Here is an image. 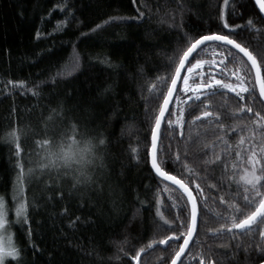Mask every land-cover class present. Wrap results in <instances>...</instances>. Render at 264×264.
Masks as SVG:
<instances>
[{"label": "trees", "instance_id": "trees-1", "mask_svg": "<svg viewBox=\"0 0 264 264\" xmlns=\"http://www.w3.org/2000/svg\"><path fill=\"white\" fill-rule=\"evenodd\" d=\"M180 4L186 6L184 31L192 37L210 32L228 34L229 30L223 28L220 19L223 9L229 24L239 26L234 30L239 34L235 37L238 42H243L254 53L264 55L261 52L264 19L253 0H229L227 4L225 0H136L135 4L132 0H0V196H6L7 208L14 206L15 161L22 159L25 168L39 162L35 141L44 138L42 120L48 115L46 106L55 107L58 97L69 91L74 99L96 97L94 126L97 131L114 134L113 139L120 137L119 144L107 150L106 166L102 172H97L98 182L91 192L83 187L73 191L70 179L63 185L64 199H49L52 194L43 190L47 177L43 181L37 177L30 186H25L24 195L27 201L33 202L27 214L29 224L20 220L12 226L13 242L26 249L21 264L170 263L178 244L147 247L150 240L168 235L164 229L157 228L163 223L156 214L157 197L164 216L174 219L178 210L171 207L174 200L170 196L180 195V191L174 194L165 191V184L170 189L176 187L162 181L150 167L146 146L150 143L155 111L163 97L161 94L155 98L147 86L157 75H166L170 83L175 64L166 69L168 57L173 54V49L187 46L188 41L181 31L171 27L173 17L179 22L177 10ZM67 7L72 8L74 16L70 23L57 27L68 16ZM138 8L145 12L139 21L135 19ZM109 17L113 19L109 20ZM249 19L252 24L248 23ZM96 25L101 27L96 29ZM213 47L194 57L193 62L204 59L220 64L222 57L219 50L213 54ZM76 57H79V68L70 76L56 77L57 71L70 67ZM225 63L230 69L233 67L232 61ZM141 66L143 74H138ZM193 79L200 82L199 76ZM227 79L235 83V77L228 76ZM182 80L183 77L179 85L183 84ZM32 90L40 95H34ZM213 91L216 94L209 95L210 102L205 105L204 97L199 102L187 103L184 96H189L191 91L177 90L175 96L179 95L180 100L174 97L171 107L185 106L186 123L170 127L165 119L160 133L159 162L167 171L189 182L198 197V209H202L195 236L183 255L184 264H193V261L200 264L201 255L206 264L209 258L213 264H259L256 244L261 241L256 224L251 226L252 232L219 229L220 224L231 223L230 217L225 215L230 210L226 204H221L220 196L231 200L233 195L230 193H237V181L247 159L246 153L238 159L235 152L239 137L247 133L236 129L227 132L232 147L226 173L224 163L206 166L204 161L211 160L214 153L224 151V144L217 140L221 135L217 131L219 124L226 128L243 127L241 121L249 123L254 112L237 113L235 109L241 103H248L255 111L260 102L255 97L249 100L247 93L241 101L227 89ZM105 111L108 116L103 114ZM201 111L219 113V117L210 115L193 122L192 117L199 116ZM166 117L173 118L169 113ZM12 127L22 129L18 141L22 157L15 155L13 143L5 139ZM260 142L256 141L257 144ZM133 147L138 149L135 154L131 152ZM176 154L180 155L179 161ZM132 155H138L139 159H131ZM189 176L201 185L203 192L195 189ZM228 176L235 177L230 188ZM221 182L222 186L212 187ZM101 187L102 192L99 191ZM237 202L242 203L239 199ZM62 208L67 211L61 213ZM101 211L103 215H100ZM89 215L94 219L100 217L96 225L84 227L77 222L73 229L69 223L77 216L85 218ZM235 215L242 218L240 213ZM260 226L264 227V224ZM29 227L31 236L28 235ZM209 229L218 231L210 232ZM174 230L179 231L178 228ZM68 241L72 247H66ZM32 243L39 249L35 254ZM237 245H240L239 250ZM141 247L145 251L133 261L131 257ZM121 248L123 252H120ZM117 255L119 260L115 258Z\"/></svg>", "mask_w": 264, "mask_h": 264}, {"label": "snow or ice", "instance_id": "snow-or-ice-1", "mask_svg": "<svg viewBox=\"0 0 264 264\" xmlns=\"http://www.w3.org/2000/svg\"><path fill=\"white\" fill-rule=\"evenodd\" d=\"M132 2L135 4L136 0H132ZM228 2L229 0H225V4ZM254 6L258 7L259 13H264V0H254ZM61 7L64 8V5H61ZM241 7L243 6L241 5ZM185 8L186 6L184 4H180L178 7L177 14L180 17L179 22L176 21L175 17L171 20V27L181 31L183 38L188 41L186 47L173 49V54L168 57V64L165 65V68H170L173 63L175 64V71L171 75V81L168 83L166 75H157L152 83L147 86L149 93H154L155 98L158 99L161 94L163 97L159 103L158 111H155L153 117L154 122L150 128V143L146 146V153L150 161L151 169L155 171L162 181H170L173 185L178 186L177 188L170 189L165 184V191H169L171 194L180 191V195L170 196L174 200L171 207L178 210L174 219H167L164 216L163 212H161V201L157 197L156 214L163 221L162 224L157 225V228L164 229L168 232V235L158 240H150L147 247L152 248L156 244L166 246L174 243L178 244V249L171 257V264H184L182 253H185V249L189 247V242L193 239V233L196 231L198 225V211H202V209H198V197L194 195L193 189L189 186V182L167 171L166 166L159 162L158 153L160 150L158 148V141L161 138L160 129L162 120L167 119L170 127L172 125L182 126L186 123L184 120L185 106L177 105L176 107H170V101L174 98V92L177 90L183 93L191 91L192 96H184V100L187 103L199 102L200 98L204 97V104L207 105L210 102L208 96L216 94L213 89H227L229 92L235 93L241 101L245 100V93L248 94L249 100L255 97L260 102V107L254 111V108L248 103H241L235 109L237 113H243L245 111L247 113L254 112V116L250 118L249 123L241 121L244 124L243 127L237 128L236 125H233L226 128L224 124H219L217 131L221 135L217 140L224 144V151L214 153L213 158L211 160L206 159L204 163L206 166L215 165L218 162L224 163L226 173L228 168L227 160L231 158L230 149L232 147L228 142L227 132L236 129L242 133H247V135H241L239 137L235 152L238 159L242 158L246 153L247 159V164L243 166V172L239 177V181H237V193H230V195H233L231 200H227L224 195L220 196L221 204H226L230 210L225 215L230 217L231 223L220 224L219 229L223 230L227 228L229 232L233 229L252 232L251 226L256 224L259 240L261 241L256 244V250L260 253L257 259H259L260 264H264V227L260 226L264 224V55L254 53L243 42H238V39L235 37L239 34L234 30L239 28V26L229 24L228 20L225 19L223 9L220 12V19L223 23V28L229 30L228 34L210 32L199 35L198 37H192L184 31L183 13ZM65 11H67L68 16L65 18V21H60L57 27H60L65 22L70 23L71 18L74 16L71 7L65 8ZM137 11L138 15L135 19L139 21L145 16V12L140 11L139 8ZM112 19V17H109V20ZM261 19H264V17H261ZM248 23L252 24L253 21L249 19ZM100 27L101 25L95 26L96 29ZM39 35L38 32L37 36ZM177 43L179 44V41ZM212 45H214L212 48L213 54L215 55L216 51L219 50V55L222 57L220 64H216L215 60L205 61L204 59H195L193 62L194 57L201 55ZM233 49L238 51L234 52ZM261 52H264V48L261 49ZM240 53H243V56L247 59L244 60L240 56ZM229 60L233 62L231 69L225 63V61ZM205 65H207V72H205ZM79 66V57H76L70 67L59 69L56 77L70 76ZM185 68L187 71L182 72V69ZM138 74H143V66H141ZM218 75L224 78H217ZM181 76L183 77V84L178 86L177 81ZM194 76H199L200 82H195L193 79ZM228 76L235 77V83L229 81L227 79ZM190 80L193 81L191 85L189 84ZM16 83L23 82L17 81ZM165 85L167 86L166 91H164ZM257 90L259 93L258 97L256 96ZM32 91L34 95H40L35 90ZM175 99L179 101L180 96L176 95ZM69 101H72V103H69ZM96 105V97L74 99L69 91L57 98L55 107L52 105L46 106L48 115L43 117L42 120L44 138H37L35 141L39 162L33 167L25 168L22 159H16L15 161V169L17 171L13 179V200L16 201L14 210L16 217L23 224H29L27 214L33 203L27 201L24 195L25 186H30L31 182L37 177L41 181L47 177V182L43 190L52 194L49 199H64L62 189L63 185L69 179L72 182L73 191L83 187L91 192L96 187L98 182L96 174L97 172H102L108 160L107 150L114 148L120 142V137L113 139L114 134L112 133L106 134L103 131H97L94 126ZM166 112L174 119L167 118ZM103 114L105 116L109 115L107 111ZM41 115L43 116V111ZM210 115L219 117V113L201 111L199 116L192 117V121L197 122L200 120V117L207 118ZM21 133L22 129L12 127L5 135V139L13 143L17 157H22V147L18 142ZM257 140L261 142L257 144ZM246 142L247 147H245ZM207 147L205 145V150H207ZM137 151L138 149L135 147L131 149L133 154L137 153ZM131 159L138 160L139 156L132 155ZM179 159L180 155L176 154V160L179 161ZM185 170L187 171V165H185ZM234 178V176L227 177L229 188ZM188 179L195 185V189L203 192L201 185L195 179H192L191 176ZM222 183L221 185L213 184L212 187H220ZM49 184L52 187H48ZM58 188L59 190H57ZM99 191H103L102 187ZM185 196L187 197L186 201L184 199ZM238 199L242 203H238ZM5 200L6 196H0V231L7 232L10 226L7 219L10 209L7 208ZM85 203H88V201H85ZM60 211L64 213L67 210L62 208ZM235 213H240L242 218H238ZM100 215H103L102 211ZM99 218V216H96L94 219L93 215L85 218L77 216L70 220L69 223L75 229L77 222H80L81 226L87 227L96 225ZM177 221L179 222L178 224L176 223ZM176 228L179 231L174 230ZM209 231L217 232L218 229H209ZM28 235H32L31 227L28 228ZM7 237V243L0 241V264H12L13 261L15 264H21L26 249L17 247L13 242L10 232L7 234ZM181 237L183 242H180ZM252 238L255 239L254 233ZM31 247L34 254L39 250L35 243H32ZM66 247H72L71 241H68ZM239 248L240 245H237V250ZM123 251L124 249L121 248L120 252ZM144 251V247H141L131 259L133 261L137 260ZM8 257H11V260H6ZM115 258L119 260L120 256L117 255ZM193 264H195V261H193ZM200 264H206L203 255L200 256ZM207 264H213V261L209 258Z\"/></svg>", "mask_w": 264, "mask_h": 264}, {"label": "rangeland", "instance_id": "rangeland-1", "mask_svg": "<svg viewBox=\"0 0 264 264\" xmlns=\"http://www.w3.org/2000/svg\"><path fill=\"white\" fill-rule=\"evenodd\" d=\"M187 71V70H186ZM218 78V77H217ZM182 83H183V80H182ZM189 84L191 85V83L189 82ZM189 96H192V93L191 94H189ZM15 204H16V201H14V206L12 207V208H10V211H9V215H8V217H7V219H8V221H9V224H10V226L8 227V229H7V232H4V231H0V241H3L4 243H7V234L10 232L11 234H12V226L14 225V224H18V223H20V219H18L17 217H16V214H15ZM10 214H12V215H10ZM11 217V218H10ZM12 239H13V235H12ZM9 258H11V257H8V258H6V260L7 259H9Z\"/></svg>", "mask_w": 264, "mask_h": 264}, {"label": "water", "instance_id": "water-1", "mask_svg": "<svg viewBox=\"0 0 264 264\" xmlns=\"http://www.w3.org/2000/svg\"><path fill=\"white\" fill-rule=\"evenodd\" d=\"M254 1V0H253ZM257 9H258V7H257ZM259 10V9H258ZM261 15H262V17H264V13H261ZM229 47H231V46H229ZM235 50V49H234ZM235 51H238V50H235ZM242 56H243V53H240ZM244 57V56H243ZM245 59H247L246 57H244ZM184 70L185 69H182V72H184ZM182 77V76H181ZM181 77H179L178 78V81H177V84H178V86H179V83H180V81H181ZM258 91V90H257ZM176 92L177 91H175L174 92V97H175V94H176ZM259 94V93H258ZM174 99V98H173ZM173 99L170 101V107H171V104H172V102H173ZM166 116H167V112H166ZM164 121H165V119L164 120H162V123H161V129H162V126H163V123H164ZM161 129H160V133H161ZM158 145H159V141H158ZM149 163H150V161H149ZM150 167H151V165H150ZM153 172L155 173V171L153 170ZM155 175L157 176V174L155 173ZM158 177V176H157ZM161 179V178H160ZM165 182H167V183H169V184H171V185H173L172 184V182H170V181H165ZM174 187H178V186H176V185H173ZM182 191V190H181ZM185 198L187 199V197L185 196ZM198 216H199V211H198ZM241 230V229H240ZM195 233H196V231L193 233V238H194V236H195ZM193 240V239H192ZM192 240L189 242V245H190V243L192 242ZM183 242V241H182ZM187 249L188 248H186L185 249V253H186V251H187ZM185 253H182V257H183V255L185 254ZM169 264H171V260H170V263ZM260 264V263H259Z\"/></svg>", "mask_w": 264, "mask_h": 264}]
</instances>
